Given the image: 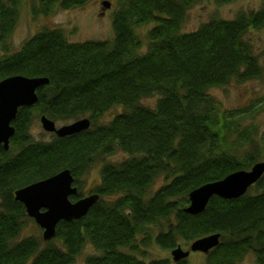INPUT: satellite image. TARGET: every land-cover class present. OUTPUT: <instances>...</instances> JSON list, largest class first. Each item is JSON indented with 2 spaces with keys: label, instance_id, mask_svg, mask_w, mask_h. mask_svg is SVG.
I'll return each mask as SVG.
<instances>
[{
  "label": "trees",
  "instance_id": "1",
  "mask_svg": "<svg viewBox=\"0 0 264 264\" xmlns=\"http://www.w3.org/2000/svg\"><path fill=\"white\" fill-rule=\"evenodd\" d=\"M89 1L34 0L32 12L50 15L55 7ZM199 1L118 0L113 40L72 42L61 28L44 26L12 51L9 39L24 0H0V80L49 79L37 89L35 105L18 108L9 149L0 146V264H74L87 243L99 254L86 257L85 264H188L185 258H138L142 245L152 241L148 227L158 228L155 242L167 250L219 233L206 264H241L248 253L255 264H264V174L238 198L214 195L202 212L185 211L193 189L248 170L264 156V137L229 141L238 126L210 93L233 79L264 75V48L258 51L246 36L264 29V0L256 10L213 17L183 32L187 10ZM148 24L153 26L143 36L139 28ZM152 95L158 97L155 107L143 105ZM118 105L123 112L108 123L96 122ZM35 114L54 121L89 114L91 126L36 140L30 132ZM118 150L129 156L106 160ZM98 162L101 181L93 191L100 198L85 216L60 221L47 241L19 238L30 217L15 200L17 189L70 169L75 201L83 196L81 178ZM161 175L166 182L150 193Z\"/></svg>",
  "mask_w": 264,
  "mask_h": 264
},
{
  "label": "rangeland",
  "instance_id": "2",
  "mask_svg": "<svg viewBox=\"0 0 264 264\" xmlns=\"http://www.w3.org/2000/svg\"><path fill=\"white\" fill-rule=\"evenodd\" d=\"M106 0H90L82 6L70 9H60L55 7L50 15H35L32 12L34 0H24L21 8L18 23L9 39L12 51L18 50L22 43L33 36L44 26L61 28L69 41L78 42L86 40H113L114 29L112 25L113 13L118 8V0H107L110 7H105L102 2ZM262 0H234L228 4L217 5L213 0H200L187 10L183 32H190L198 28L211 18L232 19L241 11L256 10L260 7ZM148 24L139 28L144 34L152 27ZM247 38L252 41L254 48L261 51L264 48V29H255L247 33ZM144 46L142 51H145ZM212 96L218 101L220 106L228 115L233 117L229 123L238 126L237 130L228 133L229 141L240 144L243 136H248L250 140L261 141L264 137V75L260 78L251 79L245 82H238L235 79L224 87L212 88ZM157 95L145 97L142 104L154 108L157 102ZM123 112L122 106H114L102 115L96 122L98 124L108 123L116 114ZM89 117L82 115L76 119L56 121L57 126L70 124L78 119ZM30 132L36 140H48L51 133L46 132L41 125L40 116L35 114L34 121L30 126ZM257 141H255L256 143ZM251 146V145H250ZM243 147V146H242ZM129 155L123 151H116L106 157L107 161L117 162L127 158ZM261 161H264V156ZM101 162L96 163L90 171L82 178L83 196L94 193L95 188L101 181ZM166 176L161 175L150 187V193L166 182ZM152 232L151 242L142 245V254H137L138 258L149 262L158 258H171V250L163 249L155 242V236L159 231L157 227H148ZM43 230L34 219H26L20 231L19 238L36 236L42 238ZM142 237L139 236L137 243L141 244ZM58 244V240L55 241ZM184 250L189 249L183 241L179 243ZM99 254L95 247L87 243L74 264H85V258ZM188 264H206V255L200 251H193L187 257ZM241 264H255V255L248 253L241 261Z\"/></svg>",
  "mask_w": 264,
  "mask_h": 264
},
{
  "label": "water",
  "instance_id": "3",
  "mask_svg": "<svg viewBox=\"0 0 264 264\" xmlns=\"http://www.w3.org/2000/svg\"><path fill=\"white\" fill-rule=\"evenodd\" d=\"M102 5L110 7L109 1ZM49 82L47 77H28L11 75L0 80V146L5 150L10 147V140L15 134L12 121L20 106H32L38 101L37 89ZM42 128L59 137L72 135L91 126L88 117L70 124L57 126L56 121L46 115L40 116ZM264 174V161L256 162L250 169L234 171L224 178L205 183L189 193V204L185 211L191 214L202 212L209 199L217 195L225 199H235L245 194ZM77 186L70 169H64L45 179L33 182L14 192L15 200L24 204L26 213L43 229V239L50 240L56 234V226L62 221H70L85 216L99 200L98 193L81 197L75 201L70 196L76 195ZM220 234L215 233L194 240L189 249L181 245L171 250L174 261L187 258L193 251L208 253L218 245Z\"/></svg>",
  "mask_w": 264,
  "mask_h": 264
}]
</instances>
